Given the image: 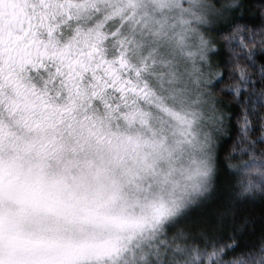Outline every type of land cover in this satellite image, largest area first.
<instances>
[{
	"label": "snow or ice",
	"instance_id": "obj_1",
	"mask_svg": "<svg viewBox=\"0 0 264 264\" xmlns=\"http://www.w3.org/2000/svg\"><path fill=\"white\" fill-rule=\"evenodd\" d=\"M0 264H264V0H0Z\"/></svg>",
	"mask_w": 264,
	"mask_h": 264
}]
</instances>
